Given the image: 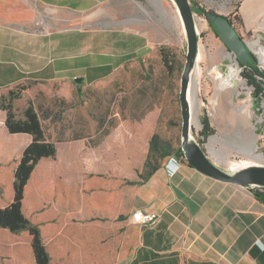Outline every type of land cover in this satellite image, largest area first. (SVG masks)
Segmentation results:
<instances>
[{"label": "crops", "instance_id": "1", "mask_svg": "<svg viewBox=\"0 0 264 264\" xmlns=\"http://www.w3.org/2000/svg\"><path fill=\"white\" fill-rule=\"evenodd\" d=\"M191 1L228 19L237 15L233 25L243 39L264 18V0H237L234 6ZM33 4L97 14L104 25L95 16L82 27H41ZM176 12L171 0H0V89L47 84L59 88L61 103H78L77 87L101 82L170 41ZM209 39L220 41L213 31ZM32 102L56 154L35 165L22 211L39 227L49 264H264V203L255 188L213 179L173 155L177 166L169 156L145 180L129 183L137 180L147 143L141 152L134 143L129 154L124 120L114 118L108 128L105 122L95 138L90 121L81 132L60 124L51 109L41 118ZM5 117L0 115V208L13 199L14 171L32 140L10 133ZM106 143L109 154L100 148ZM137 210L157 219L135 223ZM2 255L8 264L33 263L28 232L0 227Z\"/></svg>", "mask_w": 264, "mask_h": 264}, {"label": "rangeland", "instance_id": "2", "mask_svg": "<svg viewBox=\"0 0 264 264\" xmlns=\"http://www.w3.org/2000/svg\"><path fill=\"white\" fill-rule=\"evenodd\" d=\"M202 1L214 6L216 4L234 6L238 3L237 0ZM33 6L40 18L39 26L41 27H82L84 20L88 18L94 20L95 16L98 24L104 25V17L97 14L52 10L39 4H33ZM54 21L59 23L56 25L53 23ZM195 22L199 39V54L193 70V80L198 81L199 125L194 122L192 116L190 134L193 140L202 145L205 143L208 149L210 137L216 136L215 147L223 151V157L211 152L208 155L221 168L230 171L239 163L252 162L245 152L249 150L253 136L255 137V151L262 152L264 156V104L260 98L255 97L254 87L249 85L241 75L242 66L228 56L227 48L223 42L221 40L213 42L209 39V33H212V30L205 18L195 13ZM257 27L256 31H247L245 38L250 40L259 38L260 43L264 45V18ZM163 43L161 42V44ZM165 43L163 45L169 47L168 52L171 56L170 70H167L161 62L158 54L159 47L155 48L146 57L128 61L105 80L88 87H80L78 94L75 92L74 95L81 100L75 104L72 101L66 104L58 101L59 97L56 92L59 91V88L47 84L22 82L19 86L11 87L10 89L13 91L0 89V115L5 112L2 106L10 103L15 114L20 116L27 102L33 100L39 107L41 118L45 116L48 109H51L60 124H69L81 132L87 129L89 121L95 124V138L103 135L104 130L101 133H98V130L105 122L108 123L106 126L108 128L115 125L114 118L117 123L119 119L124 120L126 135L129 139L127 145L129 154L132 153L134 143H137L138 152H141L153 130L177 148L181 142L178 95L186 51L185 35L177 12L174 34L170 41ZM255 52L254 54L257 53ZM232 61L238 70L240 69V77L246 83V86H242L240 83L236 85L240 90L239 93L232 91L228 77L223 76L219 83L210 78L209 69H213V73L224 74ZM248 88L250 97L247 98ZM65 91L70 96L71 88H66ZM45 99L46 101H44ZM249 99L252 104L247 102ZM246 104L249 105V116L239 110ZM115 114L117 117H113ZM204 114L208 116L210 125L214 129V132L205 139L200 135L202 127L200 118ZM64 119L67 120L64 121ZM44 124L46 127L47 121ZM235 145L244 149H239ZM100 148L105 154H109L107 143L105 146L100 145ZM135 158H137V153ZM260 163L264 164L263 161ZM73 221L75 222V219ZM8 260L9 258L2 255L0 264H8ZM29 264H34V261Z\"/></svg>", "mask_w": 264, "mask_h": 264}, {"label": "trees", "instance_id": "3", "mask_svg": "<svg viewBox=\"0 0 264 264\" xmlns=\"http://www.w3.org/2000/svg\"><path fill=\"white\" fill-rule=\"evenodd\" d=\"M193 11L205 18L209 10L197 5L191 1ZM230 22L238 20L237 15L233 19L229 17ZM208 25L215 33L216 30L211 22ZM168 46L158 48L163 66L171 69V56L168 52ZM251 64H240L243 67L241 75L246 79L249 85L254 87V95L260 98L264 103V70L257 66L256 56L252 54ZM22 82H18L5 89H10L13 86H19ZM80 88L77 87V92ZM9 91H13L10 89ZM6 117L5 126L10 133H27L32 137L31 142L24 148L22 155L17 163L14 171L13 190L14 195L12 201L5 207L0 208V227L6 228L13 233L26 230L31 237V248L35 264H49V254L42 241L40 229L36 224H33L22 211L24 199V187L30 178V175L41 158L54 157L56 154V146L53 141L47 140L44 135V130L40 121L38 111H36L32 101H28L24 107L22 114L16 115L10 103L2 106ZM201 130L200 135L203 139L214 132L210 125L209 118L204 114L200 118ZM184 158L181 147L175 148L170 141L159 136L155 130L151 131L148 140L145 156L140 169L136 170L137 180H128L129 183H137L145 180L163 160L169 156ZM258 199L264 203V191L254 190Z\"/></svg>", "mask_w": 264, "mask_h": 264}, {"label": "water", "instance_id": "4", "mask_svg": "<svg viewBox=\"0 0 264 264\" xmlns=\"http://www.w3.org/2000/svg\"><path fill=\"white\" fill-rule=\"evenodd\" d=\"M171 1L180 17L186 40L185 62L180 76L178 95L181 115L180 147L183 156L191 166L213 179L253 189L264 188L263 163L250 164L236 170L227 171L211 160L208 155L210 151L205 143L202 145L191 137V107L187 99V91L193 81V70L199 54L198 32L195 12L192 9L190 0ZM205 20H208L214 26L215 34L226 46L229 57L237 64L252 63V50L226 16L209 11L205 15Z\"/></svg>", "mask_w": 264, "mask_h": 264}, {"label": "bare ground", "instance_id": "5", "mask_svg": "<svg viewBox=\"0 0 264 264\" xmlns=\"http://www.w3.org/2000/svg\"><path fill=\"white\" fill-rule=\"evenodd\" d=\"M250 45L259 55L260 61L264 63V45H262L260 43L259 38L253 39L250 42ZM209 73L211 74L210 78L215 79L217 81V83H219V81L221 80V78L223 76L228 77L229 78V85L232 87V91H234L235 93L240 92L238 87H236V85L238 83H240L242 86H246L245 81L240 77L239 70L233 61L229 64L228 70L224 74H221L220 72H214L213 73V69H209ZM197 83H198L197 80H193L190 83L188 91H187V99H188L190 107H191V117L193 116L194 122L197 125H199V119H198L199 104H198V97H197V85H198ZM246 95L248 98L249 88L246 92ZM247 109H248V104L243 105L242 107L239 108V110L242 111L243 113L244 112L247 113ZM254 138L255 137L253 136L249 150H247L246 152L244 151L245 154L247 155V157H249L252 160V162L245 161V162L239 163V164L235 165V167H233L232 170H236V169L242 168V167L250 165V164H259V162H262V161L264 162V156H263L262 152H256L255 151L256 147H255V143H254ZM215 140H216V136L210 137L209 144H208V146H209L208 150L212 154H216L217 156L221 155L223 157V154H224L223 151L216 149V147H215ZM235 147H237L239 149L242 148V150L244 149L243 147H241L239 145H235Z\"/></svg>", "mask_w": 264, "mask_h": 264}, {"label": "built area", "instance_id": "6", "mask_svg": "<svg viewBox=\"0 0 264 264\" xmlns=\"http://www.w3.org/2000/svg\"><path fill=\"white\" fill-rule=\"evenodd\" d=\"M244 41H245L246 44L249 46V48L252 50L253 55L256 56V59H257V66H258L260 69L264 70V63L260 61L259 55L253 50L252 46L250 45V42H251L252 40L244 38ZM254 52H255L256 54H254ZM241 68H243V67H241ZM239 70H240V69H239ZM248 97H250V90H249V96H248ZM247 102L250 103V104H252L251 99H249ZM263 104H264V103H263ZM171 160L174 161V162L176 163V166H177V160H176V158L173 157V156H170V157H169V161H171ZM173 171H174V170H173ZM156 219H157V216H156V214L153 213V212H142V211H140V210H137V211H135V212L132 214V221L135 222V223H143V224L152 225V224L155 222Z\"/></svg>", "mask_w": 264, "mask_h": 264}]
</instances>
